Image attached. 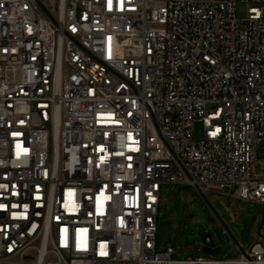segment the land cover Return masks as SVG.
<instances>
[{
    "label": "built area",
    "instance_id": "obj_1",
    "mask_svg": "<svg viewBox=\"0 0 264 264\" xmlns=\"http://www.w3.org/2000/svg\"><path fill=\"white\" fill-rule=\"evenodd\" d=\"M261 156L264 0H0V264H264V214L158 251L165 185L264 205Z\"/></svg>",
    "mask_w": 264,
    "mask_h": 264
},
{
    "label": "rangeland",
    "instance_id": "obj_2",
    "mask_svg": "<svg viewBox=\"0 0 264 264\" xmlns=\"http://www.w3.org/2000/svg\"><path fill=\"white\" fill-rule=\"evenodd\" d=\"M246 15V5L239 4L238 16ZM196 139L201 140L203 126L196 125ZM253 175H264V156L251 166ZM235 187L205 193L190 184H167L159 210L158 251L169 247L176 250L175 257L187 258L203 255L216 259H236L243 252L228 233L225 225L239 244L249 249L256 241L263 220L264 205L233 197ZM210 234L215 241L217 254L204 252L203 237Z\"/></svg>",
    "mask_w": 264,
    "mask_h": 264
},
{
    "label": "water",
    "instance_id": "obj_3",
    "mask_svg": "<svg viewBox=\"0 0 264 264\" xmlns=\"http://www.w3.org/2000/svg\"><path fill=\"white\" fill-rule=\"evenodd\" d=\"M199 191H200L201 195L206 199V201L209 202L208 197L205 195V193L201 189H199ZM225 227H226L228 233L230 234V236L233 238V240L239 245L242 252L245 253V249L239 244V242L236 240L235 236L230 231V229L226 225H225ZM202 241H203V244L205 245L204 252L210 253L213 255L217 254L216 244H215L214 238L210 234H208V233L205 234Z\"/></svg>",
    "mask_w": 264,
    "mask_h": 264
}]
</instances>
